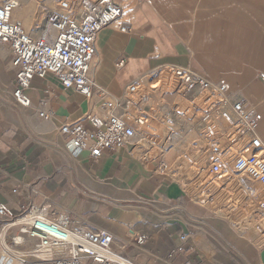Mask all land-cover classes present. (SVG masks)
I'll return each mask as SVG.
<instances>
[{
	"label": "crops",
	"instance_id": "crops-1",
	"mask_svg": "<svg viewBox=\"0 0 264 264\" xmlns=\"http://www.w3.org/2000/svg\"><path fill=\"white\" fill-rule=\"evenodd\" d=\"M118 1L129 31L113 24L98 33L92 74L98 87L120 95L131 80L163 63L190 66L213 80L237 78L234 66L240 64L225 58L241 52L236 10L215 8V0ZM251 19L246 29L253 31ZM226 31L231 33L225 44ZM253 39L251 33L248 51ZM120 60L124 64L118 67ZM258 62L264 68V56ZM4 79L0 72V204L19 212L47 197L87 219L90 227L108 229L116 247L130 231L139 232L145 238L141 247L121 250L135 264H264V247L245 243L205 207L193 204L169 173L159 171L160 159L147 158L137 141L103 150L97 158L87 150L73 155L59 125L82 118L90 105L84 96L62 89L51 75L34 77L32 105L21 108L13 100L14 81L10 77L7 85ZM37 106L51 117H40Z\"/></svg>",
	"mask_w": 264,
	"mask_h": 264
},
{
	"label": "built area",
	"instance_id": "built-area-1",
	"mask_svg": "<svg viewBox=\"0 0 264 264\" xmlns=\"http://www.w3.org/2000/svg\"><path fill=\"white\" fill-rule=\"evenodd\" d=\"M25 1L0 0V52L6 51L4 57L13 72V100L18 107L29 108L33 78L50 75L62 89L84 96L90 105L82 118L59 125L73 155L87 150L90 157L97 158L103 150L130 145L139 135L146 148L153 147V132L143 136L140 127L151 112L147 104L152 94L177 96L181 100L169 111L177 117L180 129L196 134L193 145L199 151L189 173L182 175L186 196L192 193L202 203L211 196L209 202L215 203L223 195L224 202H217L234 221L257 200L264 202V136L258 130L262 114L224 79H209L190 66L163 63L131 80L120 95H111L95 84L92 74L102 28L114 24L129 31L122 3L53 0L52 8L50 0H28L33 3V24L27 30L21 18H12ZM123 64L120 60L117 66ZM258 78L264 89V74L259 73ZM36 111L45 120L52 115L41 106ZM164 137L171 146L168 133ZM165 147L161 145L162 150ZM167 168L162 157L158 169L163 173ZM210 177L217 178L216 185ZM89 225L87 219L47 197L21 206L19 212L0 204V249L13 256L11 263L19 259V264H135L121 250L140 248L145 242L141 233L130 231L118 250H113V234ZM179 239L183 242L187 237L183 234ZM22 253L24 258L19 256Z\"/></svg>",
	"mask_w": 264,
	"mask_h": 264
},
{
	"label": "rangeland",
	"instance_id": "rangeland-1",
	"mask_svg": "<svg viewBox=\"0 0 264 264\" xmlns=\"http://www.w3.org/2000/svg\"><path fill=\"white\" fill-rule=\"evenodd\" d=\"M243 1H245L244 6L241 4V2ZM256 1L257 4L253 3L254 0H215L213 4L215 8L221 9L223 11L228 8H231V10L232 9L236 10L238 14L236 17V21H237V25L240 27V32H238V37H240L239 48L242 51V54L236 56L234 54L228 53V55L225 56L226 59L228 58L230 60L231 63L230 65H234L232 62L237 63L238 66L240 64V67L234 66V69L236 70L235 75H237L236 76L237 78L230 80V78H228L229 76H222V77L229 84L231 90L238 93L241 97L243 98L245 97L250 103H252L256 107L257 111L262 114V111L260 110L261 108L260 105L262 102L260 103L256 101L255 102L250 101L248 99V94L246 93L247 91H250L248 81L251 80V84L253 86L255 85L254 87L259 91V96L264 97V89L258 78L259 73L264 74V68L259 67V65H257V62H255L256 63L255 69L251 68L253 66L254 60L259 61V58L264 56V0L262 1L256 0ZM259 1L261 2V6L260 4H258ZM54 5L55 3L52 4L51 7H54ZM32 8H33V3L32 6L18 13L19 18L22 19L24 27L27 30H29L33 24ZM250 16L253 19H251ZM249 18L253 20L252 23L253 31L246 29L247 27L246 23H249L250 20ZM234 22L235 21L232 17V23ZM230 33H231L230 31H226V33L225 32L222 33V42H224L225 44L228 43L227 35H230ZM251 33L254 36L253 40L255 41V46L254 48L250 47V51H248L249 47L247 45L249 44V42L247 41L250 40ZM217 39L218 37L216 38V40ZM232 42L231 40H229V44H231ZM234 43L235 42H233V44ZM225 44H224L225 47L224 50L229 51L227 50V48L230 49L231 46ZM4 58L5 57L0 54V72L1 74L5 75L4 80H7L6 84L10 85L11 80H9V78L10 77L12 78V75H10L9 68L5 63L7 59L5 58V60H3ZM232 58L233 59L236 58V59L232 61ZM250 68L251 70L249 71ZM219 78L221 77L218 76L216 80H218ZM158 95L153 96L152 94L151 99L147 104L148 110L149 111L151 110V112L147 113L148 118H146V122H148L150 119L151 122L149 123V126L146 129L145 128L143 129L144 132H142L144 134L143 136H145V132L146 133L153 132L152 141L154 142V145L153 147L150 148L148 147L143 149L141 146L139 148L143 149L142 151L146 153L145 156L147 158L155 157L162 160L163 157L165 159V162L168 163L167 173H169L171 177L181 185V187L185 188L186 181H184L182 175L183 174L187 175L189 173L188 168L197 159L199 155V151L193 145L196 134L193 131H188L182 134L183 130L178 129L179 127L177 124L178 123L177 117L174 115L173 111H169V109H171L170 106L178 103L179 97L172 95H163L160 97ZM159 106H161L160 109ZM262 118H264L263 114H262ZM230 121L231 120L229 118L227 123H230ZM167 133L170 136L171 140H173L171 146L168 145V142H166L164 137V135L166 136ZM135 141H137V143L144 144V142L141 139H135ZM162 144L164 147L166 146L164 150H162L161 148ZM171 148L173 149L170 150ZM253 186L254 188H256V190L261 191V188L258 185L253 184ZM193 196L194 195L192 193L187 194V198L193 204L205 207L213 218H217L218 220L224 222L229 227V229L234 231L236 235H238L239 238L243 240L245 243L248 244V242L249 243L256 242L258 247H264V202L257 200L256 202L258 203H256L254 207H247L244 211V215H242L240 219L235 216L236 219L238 220L234 221L232 218L228 219V216H226L225 212H223L225 210L222 211L221 208L222 203L217 202L218 201L217 199L223 200L224 202L225 197H223V195L219 196L218 198H215L213 200L215 201V203L209 202L210 198L212 200L211 196L204 203L200 202ZM121 241L122 240H120V242ZM119 246L120 244L117 246V248H119Z\"/></svg>",
	"mask_w": 264,
	"mask_h": 264
},
{
	"label": "bare ground",
	"instance_id": "bare-ground-1",
	"mask_svg": "<svg viewBox=\"0 0 264 264\" xmlns=\"http://www.w3.org/2000/svg\"><path fill=\"white\" fill-rule=\"evenodd\" d=\"M49 4H50V7L52 6V4H54L53 3V0H50L49 1ZM30 6H32V3L30 2V1H28V0H26L25 2H24V5L21 7V8H18V9H16V10H14L13 11V13H12V18L15 20L16 18H19V15H18V13L19 12H21V11H23L24 9H26V8H28V7H30ZM53 8V7H52ZM261 48V47H260ZM263 48V47H262ZM260 50V49H259ZM240 54H242V51L240 52ZM239 54V55H240ZM5 55H6V51H5ZM244 55V54H243ZM241 58V57H240ZM243 58V57H242ZM249 59V58H248ZM95 61H96V58H95ZM257 64H259V62L257 61ZM12 74H13V72H12V69H11V67H10V70H9ZM199 72V71H198ZM207 72V71H206ZM199 73H201V72H199ZM207 73H209V72H207ZM202 74V73H201ZM221 80H223V79H221ZM246 80H248V79H246ZM245 80V81H246ZM249 83H248V85H249V90L250 91H247L246 93L248 94V99L250 100V101H256V102H262L261 103V108H260V110L262 111V114L264 115V97H260L259 96V91L251 84V80L250 81H248ZM260 97V98H259ZM258 104V103H257ZM151 120V119H150ZM148 121V122H146V121H142L141 122V124H140V127H142V129H146L148 126H149V123L151 122V121ZM179 123V122H178ZM177 123V124H178ZM178 127H179V124H178ZM181 128V127H180ZM180 128H178V129H180ZM141 129V130H142ZM259 133H260V135H262V136H264V118H262L261 119V124H260V127H259ZM183 133H185L184 131L182 132V134ZM180 135V134H179ZM136 139H141L143 142H144V144L143 143H137L136 144V146H138V147H142V148H146V141H144V139L142 138V136L141 135H139ZM139 144V145H138ZM173 148H171L170 150H172ZM166 151V150H165ZM169 151V150H168ZM167 151V152H168ZM148 153V152H147ZM193 170V169H192ZM211 179V183H212V185H216L217 184V178H215V177H210ZM215 194H217V192H215L214 193V195ZM245 220V219H244ZM248 221V220H247ZM254 225V224H253ZM256 226V225H255ZM27 247H29V246H27ZM113 250H118V248L115 246V243H113L112 244V247H111ZM19 256L20 257H22V258H24V254L22 253V254H19ZM10 258H13V256L12 255H10L7 251H4V250H2V249H0V264H19V263H21V261L19 260V259H14V261H12V263H11V261H10ZM14 262V263H13Z\"/></svg>",
	"mask_w": 264,
	"mask_h": 264
}]
</instances>
